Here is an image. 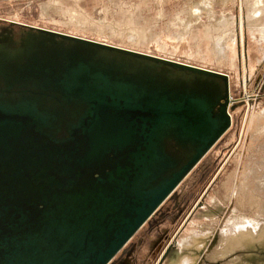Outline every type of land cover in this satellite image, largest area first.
<instances>
[{"label": "water", "instance_id": "95a60500", "mask_svg": "<svg viewBox=\"0 0 264 264\" xmlns=\"http://www.w3.org/2000/svg\"><path fill=\"white\" fill-rule=\"evenodd\" d=\"M43 32L57 56L0 50V264H108L229 125L227 79ZM144 61L210 80L178 86L164 67L141 75Z\"/></svg>", "mask_w": 264, "mask_h": 264}, {"label": "rangeland", "instance_id": "374dc122", "mask_svg": "<svg viewBox=\"0 0 264 264\" xmlns=\"http://www.w3.org/2000/svg\"><path fill=\"white\" fill-rule=\"evenodd\" d=\"M262 14L264 0H0V50L8 57L27 55L35 46L47 53L46 47L56 46L43 32L48 31L226 76V112L232 115L231 123L108 264H264V240L239 246L242 239V243L257 241L264 231L260 229L264 215L257 205L264 202V194L255 193L252 203L229 196L235 179L242 180L247 166L251 170L259 157L260 169L255 170L264 173V135L251 136L248 120L264 109ZM218 51L220 56L225 52L222 58ZM114 53L131 59L133 65L137 59ZM139 64L138 70L148 73L162 72L158 66L164 67L167 73L163 74H171L176 82L190 84L202 78L161 64ZM16 67L8 66V73ZM57 125L45 129L54 141L68 133ZM168 148L183 161L189 153L182 145L172 143ZM250 180L253 185V176ZM239 218L261 233L252 228L237 232L243 227ZM251 218L255 219L252 225Z\"/></svg>", "mask_w": 264, "mask_h": 264}, {"label": "bare ground", "instance_id": "6f19581e", "mask_svg": "<svg viewBox=\"0 0 264 264\" xmlns=\"http://www.w3.org/2000/svg\"><path fill=\"white\" fill-rule=\"evenodd\" d=\"M256 10H260V9H256ZM254 15H255V12H254ZM262 15H264V14H262ZM262 25H264V24H262ZM253 26H255V25H253ZM255 27H257V26H255ZM264 29V28H263ZM264 32V31H263ZM242 36V35H241ZM206 39H208L209 38V36L206 34ZM243 37V36H242ZM178 39H180V38H178ZM219 41V39L216 41V42H218ZM216 46H217V48H219L220 49V45H218V44H216ZM180 47V46H179ZM54 49V48H53ZM51 49V50H49L47 53H45V54H49V55H51V56H53V55H55V56H57V53L55 52V50H57V49ZM130 53H132V51L130 52ZM133 53H137V54H142V53H138V52H133ZM217 54L220 56V54H221V52H217ZM223 54H225V52H223L222 53V55L220 56L221 58L224 56ZM143 55H147V56H150V57H154V58H158V59H160V60H168V59H164V58H160V57H155V56H152V55H148V54H143ZM213 55H215L214 54V52H213ZM50 56V57H51ZM205 55H203V57H204ZM215 57H217L216 55H215ZM169 61H171V60H169ZM172 62H174V61H172ZM162 65V64H161ZM165 66V65H164ZM37 67L38 68H40L42 71H44V69L39 65V64H37ZM19 69H20V67H19ZM19 69H18V67H16V70L15 71H13L14 72V74L15 75H17L18 74V71H19ZM139 72H140V74L142 75V73L143 74H150V73H148V72H146V71H140V70H138ZM198 76H200V77H202V78H207L208 80H210L209 79V77L208 76H202V75H198ZM202 78H195V79H202ZM213 79V78H212ZM215 80H217V79H215ZM218 81H220L221 82V80L220 79H218ZM167 82H169V83H174V82H176V81H172L171 80V78H169V79H167ZM181 82H176L175 83V85H181L180 84ZM191 83H196L194 80L191 82ZM190 83V84H191ZM212 84V83H211ZM187 85H188V83H187ZM244 86L246 87V85L244 84ZM220 88H221V86H220ZM220 93V91H218L217 92V94H219ZM230 93V92H229ZM230 97V96H229ZM249 96H245V99H247V101L249 102V100L250 99H252V98H248ZM256 97V96H255ZM254 97V98H255ZM253 98V99H254ZM256 99V98H255ZM230 101V100H229ZM251 101V100H250ZM227 102H228V97H227ZM233 102H234V100H233ZM230 103V102H229ZM229 108V107H228ZM226 110H227V105H226ZM230 117V119H229V123H231V119H232V115H230L229 116ZM264 118V109L262 110H260L259 112H256V113H252L251 115H250V117H249V125H251V136H253L254 134H257L259 137H261V135H264V120H262ZM205 124L204 125H208V122H207V120H206V122H204ZM229 126V125H228ZM223 134V133H222ZM221 134V135H222ZM249 134V133H248ZM220 135V136H221ZM256 135V136H257ZM219 136V137H220ZM254 137V136H253ZM210 148V147H209ZM209 150V149H208ZM207 150V151H208ZM206 151V152H207ZM205 152V153H206ZM204 153V154H205ZM203 154V155H204ZM259 159H260V157H259ZM258 159V161L256 162V164L252 167V169L250 170V166L248 165L247 166V169H246V172H245V174H244V177H243V179L241 180H238V179H235V181H234V184H233V186H232V188L230 189L231 190V192L229 193V196H231L232 197V199L233 200H235L236 201V198H237V201L239 200H241V199H243V200H245V198H246V200H248V201H250L251 200V198L252 197H256V195H255V193L256 194H264V173H261L260 171L258 172H256V170H259L260 169V160ZM241 167V166H240ZM256 169V170H255ZM243 170V169H242ZM254 171V172H253ZM258 173H259V175L260 176H258ZM238 175V174H237ZM239 176V175H238ZM253 176V178L255 179V181L253 182V185H252V183H251V180H250V177H252ZM181 180V179H180ZM178 184V183H177ZM176 184V185H177ZM175 188V187H174ZM173 188V189H174ZM172 189V190H173ZM171 190V191H172ZM170 191V192H171ZM169 192V193H170ZM169 195V194H168ZM167 195V196H168ZM166 196V197H167ZM165 197V198H166ZM164 198V199H165ZM254 199V198H253ZM260 199V198H259ZM257 200V199H256ZM255 201V200H254ZM260 201H261V199H260ZM251 202V201H250ZM262 202V201H261ZM259 203L258 201H257V205L260 207V212H262V214L261 215H264V202H262V203ZM247 203V202H246ZM252 203V202H251ZM248 205H249V202L247 203ZM160 205V204H159ZM158 205V206H159ZM242 205V204H241ZM244 205H245V202H244ZM251 205V204H250ZM156 210V209H155ZM154 210V211H155ZM152 215V214H151ZM150 215V216H151ZM149 216V217H150ZM148 217V218H149ZM147 218V219H148ZM146 219V220H147ZM239 221H238V223H242V228H239V229H237L236 231L237 232H241V231H243V230H245V229H251L252 227H250L249 225H246V221H243L241 218H239L238 219ZM248 222H249V224L250 225H252V224H254V222H255V219H248ZM238 223H235V222H233V224H234V226H237L238 225ZM260 229H264L263 227H261ZM259 229V230H260ZM138 230V229H137ZM252 231H253V228L251 229ZM259 230L257 231V232H255V231H253L254 233H258L259 232ZM264 232V231H263ZM263 232H262V234H261V237H259V239H257V241H247V243H246V241H244V243H242L243 242V239L241 240V242H240V244H239V246H247L248 247V245L250 244V243H254V242H260L261 240H264V234H263ZM259 233H261V232H259ZM230 237V236H229ZM228 237V238H229ZM235 237V236H234ZM233 237V238H234ZM233 238L230 240V245L232 244V241H233ZM175 243V242H174ZM233 245V247H234V244H232ZM238 246V247H239ZM232 249H235V248H232ZM176 254H177V252H176ZM174 260V259H173ZM168 263H170V262H168Z\"/></svg>", "mask_w": 264, "mask_h": 264}]
</instances>
